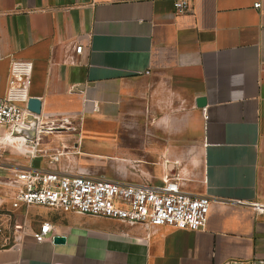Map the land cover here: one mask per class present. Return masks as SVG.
Returning a JSON list of instances; mask_svg holds the SVG:
<instances>
[{
  "label": "crops",
  "instance_id": "obj_1",
  "mask_svg": "<svg viewBox=\"0 0 264 264\" xmlns=\"http://www.w3.org/2000/svg\"><path fill=\"white\" fill-rule=\"evenodd\" d=\"M13 61L32 63L45 130L31 143L0 128V264H264V0H190L184 14L173 0H0V97ZM29 168L124 185L177 176L210 198L208 223L13 210ZM44 223L64 243L36 242Z\"/></svg>",
  "mask_w": 264,
  "mask_h": 264
},
{
  "label": "built area",
  "instance_id": "obj_2",
  "mask_svg": "<svg viewBox=\"0 0 264 264\" xmlns=\"http://www.w3.org/2000/svg\"><path fill=\"white\" fill-rule=\"evenodd\" d=\"M260 5L257 3L254 8ZM173 6L177 14L187 13L190 0H173ZM83 49L80 44L75 52L81 54ZM31 70V62L11 63L9 87L5 96L0 97V128L5 134L15 136V129H30L36 120V139L29 142L37 143L39 134L45 129L38 116L26 107ZM29 154L33 159L37 155L36 151ZM179 181L177 176H166L160 184L124 185L84 176L64 177L55 172L29 168L18 171L13 179L11 205L13 210L38 206L146 228L204 230L210 214V198L185 192ZM53 232V226L44 223L33 237L36 242H52Z\"/></svg>",
  "mask_w": 264,
  "mask_h": 264
},
{
  "label": "water",
  "instance_id": "obj_3",
  "mask_svg": "<svg viewBox=\"0 0 264 264\" xmlns=\"http://www.w3.org/2000/svg\"><path fill=\"white\" fill-rule=\"evenodd\" d=\"M199 106H204L206 103V100L204 98L199 99L198 101ZM27 109L30 113L34 115H40L41 114V101L37 98H29L27 103ZM36 133H37V121L33 120L31 123L30 129H21L17 128L14 131L15 136H24L27 140L32 141L36 139ZM65 239L63 237H55L54 243L60 244L64 243Z\"/></svg>",
  "mask_w": 264,
  "mask_h": 264
},
{
  "label": "bare ground",
  "instance_id": "obj_4",
  "mask_svg": "<svg viewBox=\"0 0 264 264\" xmlns=\"http://www.w3.org/2000/svg\"><path fill=\"white\" fill-rule=\"evenodd\" d=\"M13 137H15V136H13ZM16 137H23L25 139V142H29V140H27L24 136H16ZM22 148H23L24 152H29L31 150L30 147H27L25 144L24 145L22 144Z\"/></svg>",
  "mask_w": 264,
  "mask_h": 264
},
{
  "label": "rangeland",
  "instance_id": "obj_5",
  "mask_svg": "<svg viewBox=\"0 0 264 264\" xmlns=\"http://www.w3.org/2000/svg\"><path fill=\"white\" fill-rule=\"evenodd\" d=\"M28 156H30V154Z\"/></svg>",
  "mask_w": 264,
  "mask_h": 264
}]
</instances>
